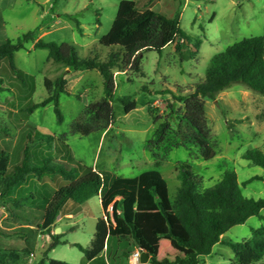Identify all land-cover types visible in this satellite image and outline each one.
<instances>
[{"label":"rangeland","instance_id":"374dc122","mask_svg":"<svg viewBox=\"0 0 264 264\" xmlns=\"http://www.w3.org/2000/svg\"><path fill=\"white\" fill-rule=\"evenodd\" d=\"M122 1H141V8L150 7L168 18L179 14L178 27L188 42L178 44L182 45V52H187L186 56L176 52L178 41H175L159 52H144L139 74H134L131 69L115 68L114 123L99 140L100 135L96 133L80 136L71 132V125L82 110L104 97L99 73L95 70L67 73L64 64L48 59L47 50L34 49L29 42L25 50L14 54V65L23 77L24 86L11 73L0 71V176L19 162L22 150L27 146L31 164L41 165L42 160L49 159L51 164H63L78 174L87 168H96L105 174L107 181L113 177L135 178L155 171L166 183L170 203L180 185L175 176L179 163L189 165L201 178L200 192L213 187L224 172L233 171L244 198H264V170L242 159L248 150L264 151V97L242 85H233L216 95L214 100L204 103L206 128L215 152L211 161L198 159L199 148L193 144L168 149L165 156L161 152L163 160L160 161L151 158L146 150V142L155 129L149 109H157L159 116L165 117L170 113L167 105L171 104L174 112L169 114L170 123L175 128L179 123L177 118L184 114L183 103L175 98L187 96L203 80L210 59L243 39L264 35V0H0V42L15 43L31 32L34 39L45 43L59 47L74 45L80 59L103 61L110 50L98 42L110 30L117 6ZM188 52H193L194 56H188ZM61 77L67 80L69 93L59 97L62 121L58 122L52 104L27 113L30 105L47 97L44 79L54 81ZM120 97H129L136 103V109L125 115L123 106L115 101ZM28 124H33L40 134L53 136V141L49 145L34 142L33 136L29 143ZM63 136L65 139L60 140ZM49 177L45 176L41 182L29 177L15 195L37 192L52 196L65 182L58 176L53 180L54 176ZM71 205L68 201L64 208ZM79 208L73 217L55 219L50 235L62 234L63 245L50 252H47L49 237L36 227L27 243L16 237L0 236V245L17 251H23L28 245L33 247V255L26 264L40 261L48 264L49 260L87 264L73 244L83 248L90 246L102 209L97 197ZM24 213L29 214L27 210ZM18 224L22 223H14L0 207L2 230H16ZM260 227H264V210L258 217L232 227L224 234V239L241 242ZM168 229L161 213L149 215L141 228L145 242L157 255L163 252V239L178 249L174 241L166 238ZM113 247H117L116 243ZM233 256L229 247L217 244L204 261L205 264H229Z\"/></svg>","mask_w":264,"mask_h":264},{"label":"trees","instance_id":"16d2710c","mask_svg":"<svg viewBox=\"0 0 264 264\" xmlns=\"http://www.w3.org/2000/svg\"><path fill=\"white\" fill-rule=\"evenodd\" d=\"M141 5V1H122L118 4L110 30L98 42L100 46L110 50L103 61L80 59L74 45L64 44L59 47L36 40L33 33L28 32L15 43L8 40L0 42V71L11 73L24 86L23 77L14 65V54L25 50L29 42H32L34 49L47 50L48 59L56 64H64L72 72L97 71L103 81L104 97L82 110L80 116L73 121L71 132L80 136L107 134L114 123V69H131L134 74H139L144 52H159L175 41H178L176 52L184 57L187 53L182 52V45L178 44L188 42L178 27L180 15L168 18L150 7L143 9ZM188 56L192 57L194 53L188 52ZM43 84L47 97L30 105L26 112L31 114L38 108L52 104L58 122H61L59 97L61 94H69L67 80L63 77L54 81L44 79ZM236 84L264 97V35L243 39L210 59L203 80L187 96L175 98L184 106V114L177 118L179 123L175 128L170 123L169 114L174 112L171 104L167 105L170 113L165 117L159 116L157 109H149L155 125L152 136L146 142V150L151 158L160 161L163 160L161 152L165 156L168 149L193 144L199 148L196 156L198 159L211 161L215 152L206 128L204 103L206 100H214L216 95ZM115 101L123 106L125 115L136 109V103L129 97L116 98ZM262 115L264 116V110ZM27 128L29 143L33 136L36 138L34 142L48 145L54 139L51 135L35 131L33 124H28ZM59 139H65V136ZM28 154V147L25 146L19 162L0 176V207L14 223H22L13 231L0 228L1 237H16L27 243L36 227L49 237L47 252H50L63 245L60 241L62 234L50 235L55 219L74 216L82 204L100 193L103 217L96 222L90 246L83 248L79 244H73L87 263L107 264L102 253L105 247L107 253L110 252V241L124 245L120 250V259H127L136 249L144 251L149 257L146 264H205L204 258L211 255L217 244L225 245L233 252L234 256L229 264L263 263L264 227L253 230L251 236L241 242L224 239V234L232 227L244 224L251 217H258L264 210V198L247 199L242 196L233 171L224 172L213 187L200 192L198 189L201 178L191 171L189 165L179 163L175 176L180 185L170 203L166 183L155 171L142 173L135 178L113 177L107 181L105 174L96 168H87L78 174L63 164H51L49 159L42 160L41 165L31 164ZM242 159L264 170L263 150H248L242 155ZM45 176H54L52 180L58 176L65 184L55 189L50 197L37 192H30L26 196L15 195L16 190L25 185L29 177L41 182ZM68 201L72 203L71 207L64 208ZM25 210L29 212L28 215H25ZM154 213L162 214L169 228L166 238L174 241L178 249L163 239V252L157 255L145 242L141 228L149 215ZM32 255L33 247L29 245L23 251L0 245V264H26ZM48 264L67 263L49 260Z\"/></svg>","mask_w":264,"mask_h":264},{"label":"crops","instance_id":"0c3cea01","mask_svg":"<svg viewBox=\"0 0 264 264\" xmlns=\"http://www.w3.org/2000/svg\"><path fill=\"white\" fill-rule=\"evenodd\" d=\"M58 15H56V17H57ZM40 30V29H39ZM66 72L67 73H70V70L66 67ZM125 72H122L121 74H124ZM115 89H116V85H115ZM104 136V134L103 135H100V138H99V140H101L102 139V137ZM100 142V141H99ZM98 199H99V201H100V193H99V195L98 196H96ZM90 200V199H89ZM88 200V201H89ZM101 206V205H100ZM102 209V208H101ZM70 218V217H73V216H65L64 218ZM102 217H103V211H102ZM60 218H62V217H60ZM100 219V218H99ZM143 224H144V222H143ZM116 242H114V241H110L109 242V246H110V248H109V253H107V251H106V247H105V249H104V251H103V253H102V257H106V259H107V264H111L110 262H112V264H124V261H126L127 262V264H128V259H129V257L127 258V259H125V258H122V259H120L119 258V256H120V254H121V251L120 250H122V247L121 248H119L121 245H118L117 243H116V248H114L113 247V244H115ZM170 245V244H169ZM111 257V258H110ZM149 261V260H148ZM87 264H95L94 262H90V263H87Z\"/></svg>","mask_w":264,"mask_h":264},{"label":"built area","instance_id":"2783aa9c","mask_svg":"<svg viewBox=\"0 0 264 264\" xmlns=\"http://www.w3.org/2000/svg\"><path fill=\"white\" fill-rule=\"evenodd\" d=\"M111 211V208H108V212ZM140 250L136 249L134 252L129 256L128 264H140Z\"/></svg>","mask_w":264,"mask_h":264},{"label":"water","instance_id":"95a60500","mask_svg":"<svg viewBox=\"0 0 264 264\" xmlns=\"http://www.w3.org/2000/svg\"><path fill=\"white\" fill-rule=\"evenodd\" d=\"M148 260H149L148 255L144 251L140 250V261H139L140 264H146Z\"/></svg>","mask_w":264,"mask_h":264}]
</instances>
